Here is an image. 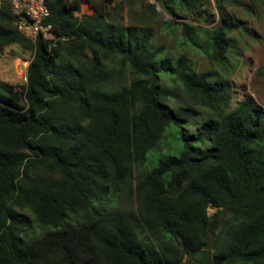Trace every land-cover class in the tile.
<instances>
[{
  "label": "trees",
  "instance_id": "trees-1",
  "mask_svg": "<svg viewBox=\"0 0 264 264\" xmlns=\"http://www.w3.org/2000/svg\"><path fill=\"white\" fill-rule=\"evenodd\" d=\"M103 1L77 16L81 0H46L53 41H32L0 8V58L32 52L21 89L0 80V264H264V108L232 107L228 80L171 60L149 23L125 26L122 3ZM154 1L181 44L203 36L208 59L225 60L232 16ZM162 77L185 106H169ZM194 105L207 113L188 133ZM168 134L172 150L147 168Z\"/></svg>",
  "mask_w": 264,
  "mask_h": 264
},
{
  "label": "rangeland",
  "instance_id": "rangeland-1",
  "mask_svg": "<svg viewBox=\"0 0 264 264\" xmlns=\"http://www.w3.org/2000/svg\"><path fill=\"white\" fill-rule=\"evenodd\" d=\"M73 1V0H66ZM122 3L123 9L120 13L121 23L125 26L138 24L144 20L153 29V45L162 50L163 54L171 60L185 58L187 64L192 66L199 75L209 74L210 81L228 80L231 85L233 104L251 97L254 102L264 108V0H229L217 6L213 0H204L203 8H210L215 19L223 15H230L240 25V29L233 33L230 47L221 63L212 62L205 54L203 36L197 39V46L181 44L179 31L174 25L168 26L171 18L163 11L149 14L148 5H157L154 0H117ZM232 1V4L230 3ZM81 11L77 16L92 14V6H98L103 0H81ZM141 7V10L139 9ZM111 8V7H110ZM178 22H185L179 19ZM194 26V23H193ZM204 28L210 26L203 25ZM32 56L31 51H26L17 45H11L1 53L0 58V80L15 86L18 89L25 84L26 69ZM161 91L168 96L177 97L175 100L169 98L168 104L173 108L185 106L184 93L176 84H169L165 77L160 80ZM194 123L186 127L188 133L196 130L201 119L206 116V110L198 105L193 106ZM168 134L149 156L147 168L154 161L151 159L156 154L171 151L175 145L173 135ZM152 161V162H151ZM144 168V167H143ZM209 215L213 211L208 210ZM214 234L222 232L221 225L217 222ZM212 251V244L211 250Z\"/></svg>",
  "mask_w": 264,
  "mask_h": 264
},
{
  "label": "built area",
  "instance_id": "built-area-1",
  "mask_svg": "<svg viewBox=\"0 0 264 264\" xmlns=\"http://www.w3.org/2000/svg\"><path fill=\"white\" fill-rule=\"evenodd\" d=\"M4 4L10 6L15 27L24 36L32 41L38 37L46 41L56 38L52 26L47 23L50 12L46 0H0V8Z\"/></svg>",
  "mask_w": 264,
  "mask_h": 264
},
{
  "label": "water",
  "instance_id": "water-1",
  "mask_svg": "<svg viewBox=\"0 0 264 264\" xmlns=\"http://www.w3.org/2000/svg\"><path fill=\"white\" fill-rule=\"evenodd\" d=\"M155 10L157 12H160L161 11V9H160V7L158 5H155ZM217 225H218V223L216 221H212L210 223L209 227H208V230L210 232H215L216 231V228H217ZM211 244H212V240L209 238L207 240V243H206L205 247H204V250L205 251H210L211 250ZM223 263H224L223 260H220L218 258H212V264H223Z\"/></svg>",
  "mask_w": 264,
  "mask_h": 264
},
{
  "label": "crops",
  "instance_id": "crops-1",
  "mask_svg": "<svg viewBox=\"0 0 264 264\" xmlns=\"http://www.w3.org/2000/svg\"><path fill=\"white\" fill-rule=\"evenodd\" d=\"M88 15H90V14H88ZM25 69H26V67H25Z\"/></svg>",
  "mask_w": 264,
  "mask_h": 264
}]
</instances>
